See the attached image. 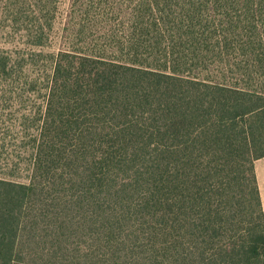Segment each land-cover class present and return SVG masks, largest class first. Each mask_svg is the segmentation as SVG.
Here are the masks:
<instances>
[{
    "label": "trees",
    "instance_id": "trees-1",
    "mask_svg": "<svg viewBox=\"0 0 264 264\" xmlns=\"http://www.w3.org/2000/svg\"><path fill=\"white\" fill-rule=\"evenodd\" d=\"M95 3L45 74L0 55L41 98L0 118V264H264V0ZM59 5L0 0L36 47Z\"/></svg>",
    "mask_w": 264,
    "mask_h": 264
},
{
    "label": "rangeland",
    "instance_id": "rangeland-1",
    "mask_svg": "<svg viewBox=\"0 0 264 264\" xmlns=\"http://www.w3.org/2000/svg\"><path fill=\"white\" fill-rule=\"evenodd\" d=\"M74 1L75 0H59V12H57V17L55 19V28L51 34L50 40L47 41L45 47H36L31 45L32 43L29 38L24 37L27 33L19 34L18 28L12 29L9 25L10 23L4 20L5 14H3L2 8L0 7V55L5 54H18V59L20 61L22 57H25L24 68L35 73V75H43L50 68L51 57L48 53L58 52L62 50L66 43H70V29L74 27L77 32L79 29H82L84 24L88 22L84 19H77L76 21H71L72 11L74 10ZM87 1V0H86ZM131 0H98V4L95 5L98 7L95 15V19L99 20V17L104 13L103 9H106L108 5L114 6L117 5H126ZM119 4V5H118ZM100 10L102 12H100ZM108 12V11H107ZM117 20V17H115ZM101 21H107V17L103 16ZM23 35V36H21ZM85 36V34H83ZM78 42L77 40H75ZM73 43V42H71ZM33 52H42V54H35ZM32 99L26 97V94L20 91H13L6 87H1L0 85V118L3 116H8L11 118L13 115L10 113L9 108L14 106L13 112L17 110H24L27 106H32L35 110L41 104V98L38 94H32ZM21 97V98H20ZM15 116H20V114L15 113Z\"/></svg>",
    "mask_w": 264,
    "mask_h": 264
},
{
    "label": "crops",
    "instance_id": "crops-1",
    "mask_svg": "<svg viewBox=\"0 0 264 264\" xmlns=\"http://www.w3.org/2000/svg\"><path fill=\"white\" fill-rule=\"evenodd\" d=\"M255 172L264 210V157L255 161Z\"/></svg>",
    "mask_w": 264,
    "mask_h": 264
}]
</instances>
